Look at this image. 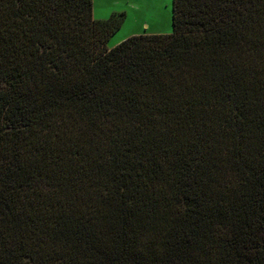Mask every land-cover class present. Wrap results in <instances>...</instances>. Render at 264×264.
Here are the masks:
<instances>
[{"label": "trees", "instance_id": "16d2710c", "mask_svg": "<svg viewBox=\"0 0 264 264\" xmlns=\"http://www.w3.org/2000/svg\"><path fill=\"white\" fill-rule=\"evenodd\" d=\"M124 18L0 0V264H264V0Z\"/></svg>", "mask_w": 264, "mask_h": 264}, {"label": "rangeland", "instance_id": "374dc122", "mask_svg": "<svg viewBox=\"0 0 264 264\" xmlns=\"http://www.w3.org/2000/svg\"><path fill=\"white\" fill-rule=\"evenodd\" d=\"M122 12L124 22L108 40V48L131 35L172 32V0H93L95 19H106Z\"/></svg>", "mask_w": 264, "mask_h": 264}]
</instances>
